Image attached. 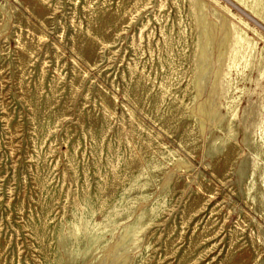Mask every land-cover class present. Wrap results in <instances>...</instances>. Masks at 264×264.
I'll return each instance as SVG.
<instances>
[{
	"label": "rangeland",
	"instance_id": "rangeland-1",
	"mask_svg": "<svg viewBox=\"0 0 264 264\" xmlns=\"http://www.w3.org/2000/svg\"><path fill=\"white\" fill-rule=\"evenodd\" d=\"M263 38L230 0H0V264H264Z\"/></svg>",
	"mask_w": 264,
	"mask_h": 264
},
{
	"label": "bare ground",
	"instance_id": "bare-ground-1",
	"mask_svg": "<svg viewBox=\"0 0 264 264\" xmlns=\"http://www.w3.org/2000/svg\"><path fill=\"white\" fill-rule=\"evenodd\" d=\"M230 1L233 2L239 8H241L242 10H244L253 19H255L256 21L264 25V15H263L264 0H230ZM224 8L228 12V14L231 16V18H233L234 20H237V22L240 23L242 26H244L247 30H252L257 33V30L255 28L250 26V24L247 21H245L241 16H239L236 12H234L230 7L224 5ZM256 45L257 43L247 34L246 31L236 30L235 35H234V42L232 45V50L229 56L230 70L234 68L238 70L239 72L241 69L243 70L247 67H250L251 64L253 63V58L256 55ZM262 73H264V71ZM260 128H261V135L263 136V141L261 143V146L263 147L264 146V121H263V124H261ZM251 188H252V185H250L249 189ZM88 228H89V222H85L84 224L77 223L72 233L73 235L78 236L79 234L82 233V231H85V230L87 231Z\"/></svg>",
	"mask_w": 264,
	"mask_h": 264
}]
</instances>
